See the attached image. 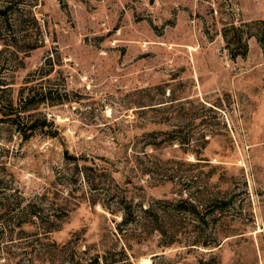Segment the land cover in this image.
I'll return each instance as SVG.
<instances>
[{
  "label": "rangeland",
  "instance_id": "374dc122",
  "mask_svg": "<svg viewBox=\"0 0 264 264\" xmlns=\"http://www.w3.org/2000/svg\"><path fill=\"white\" fill-rule=\"evenodd\" d=\"M3 1L0 264H264V0ZM225 197L219 222L174 208Z\"/></svg>",
  "mask_w": 264,
  "mask_h": 264
},
{
  "label": "trees",
  "instance_id": "16d2710c",
  "mask_svg": "<svg viewBox=\"0 0 264 264\" xmlns=\"http://www.w3.org/2000/svg\"><path fill=\"white\" fill-rule=\"evenodd\" d=\"M14 2L17 4L20 1L17 0ZM9 8H10V2L6 3L3 0H0V19L3 20L4 22L7 21ZM256 38L260 42L264 50V30L260 29V31L256 33ZM239 40H241V36L238 37V41ZM230 42H234V41L227 40L228 46L230 45ZM243 45L245 48L243 52H245L247 49V43L245 40ZM32 80H29L28 82H32ZM51 90H52L51 86H48L46 85V83L44 84L42 82H38L36 84L30 83L29 85H24L22 88H20L19 96H18V102L20 108L16 114L17 120L14 121V124L15 127H17V130L22 135L21 137L23 139L30 138L38 128H43L44 126L49 125L48 124L49 122H47L45 116H35L33 113L30 112L29 114L22 117L20 112L31 110V108L34 109L35 107L33 106H36V104L46 102L49 98V95L51 94ZM22 126L24 127L22 128ZM50 136H54V135H50ZM226 198L227 197H225L222 200L219 199L220 200L219 203L221 204L218 205H216V201L214 199L210 200L207 205L209 206L208 212H206L205 214H201V210H199L195 205H193L187 199H179L178 203H175L174 208L175 209L178 208V210H180L181 206L184 207L185 205H187L186 203H188L189 207H184L183 210H185V212L189 214L191 217L195 216L196 217L195 220H197V218H199V220L200 219L205 220L207 216L208 219L212 218L211 222H219L221 219L217 218L218 217L217 215L218 214L221 215L224 211L227 210L226 208H228L231 204L230 200ZM28 206L30 207V205H27V207L25 208L26 211L28 210ZM161 210L164 209H156L151 205H147L145 207L141 206V223H144L145 225H147L148 223H150V225L152 224L157 225L160 222V219H164L165 217L164 215L161 216V214H164V211L162 212ZM28 214H30V216L34 217L35 219L41 218L40 213L36 211H29ZM121 220L123 223H130L133 220H137V219L136 217H128V215H124ZM262 229L264 231V227ZM229 235H231V233L230 231H227L225 236H229ZM220 240H221L220 237H218L214 244L207 243L206 239L197 240L196 242L201 244L203 247H208V246L211 247L218 245L220 243ZM108 258H112V257H108L107 255H102L100 258V256L96 255L95 257L92 258L91 261H89L88 264H91L92 261H94L95 264H119L118 260L107 261ZM102 260L104 262H100Z\"/></svg>",
  "mask_w": 264,
  "mask_h": 264
},
{
  "label": "bare ground",
  "instance_id": "6f19581e",
  "mask_svg": "<svg viewBox=\"0 0 264 264\" xmlns=\"http://www.w3.org/2000/svg\"><path fill=\"white\" fill-rule=\"evenodd\" d=\"M144 264H149V261H148V260H145V261H144Z\"/></svg>",
  "mask_w": 264,
  "mask_h": 264
}]
</instances>
